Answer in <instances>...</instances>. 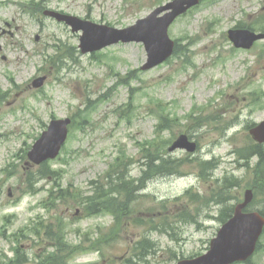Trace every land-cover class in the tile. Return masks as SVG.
Here are the masks:
<instances>
[{"label": "rangeland", "instance_id": "obj_1", "mask_svg": "<svg viewBox=\"0 0 264 264\" xmlns=\"http://www.w3.org/2000/svg\"><path fill=\"white\" fill-rule=\"evenodd\" d=\"M170 1L0 0V26L9 21L13 33L0 37V264H10L19 256L16 245L24 254L45 256L39 264H177L179 258L207 252L221 226L216 218L220 206L210 203L211 209H201L199 225L178 218L179 227L168 232L149 228L150 219L168 216L176 221L188 203L177 197L192 187L206 195L215 179L226 174L242 179L241 186L230 193L243 199L253 169L238 163L240 155L235 150L249 144V125L264 119V39L250 49H235L227 31L240 21L262 18L264 22V0H204L169 29L170 36L187 49L186 55L175 54L150 70L141 68L147 60L143 43H119L83 54L79 48L82 30L72 31L70 25L42 11L32 16L24 7L38 3L123 28ZM56 46L61 54L55 55H62V64L50 70L45 53L50 55ZM68 47L72 54L65 53ZM40 75L48 78L36 89L31 83ZM157 100L168 103L166 111L180 120L194 105L203 108V116L215 115L200 120L196 125H206L190 131L199 143L196 152L174 153L191 160L217 158L220 164L211 178L204 182L198 167L185 166V175L151 180L146 196L132 204L135 211L126 226L114 223L112 213L93 215L80 204L54 208L50 190L56 182L87 190L91 180L103 182L109 162L119 152L142 157L139 143L154 136L158 108L163 107ZM65 117H73L76 126L61 156L52 163L61 177L41 180L36 191H28L22 184L24 170L36 171L39 166L26 164L27 153L51 119ZM186 123L175 124L166 135L175 132V138L186 132ZM140 166L134 168V175ZM254 207L264 209V195L256 197ZM42 220L66 225L64 236L58 235L54 242L64 249L63 254L53 257L54 245L45 250L41 242L34 252L25 238L16 240L15 232L23 233L34 223L41 227ZM144 236L158 244L157 250L135 254L133 247ZM71 244L77 246L72 255L65 253ZM261 248L251 264H264V237Z\"/></svg>", "mask_w": 264, "mask_h": 264}, {"label": "trees", "instance_id": "obj_2", "mask_svg": "<svg viewBox=\"0 0 264 264\" xmlns=\"http://www.w3.org/2000/svg\"><path fill=\"white\" fill-rule=\"evenodd\" d=\"M52 60L56 63L54 58ZM57 61H60L59 57ZM161 141L162 140L159 139L142 143L141 152L144 156L143 164L145 166L142 167V172L138 177L129 175V169L134 164V160L132 157L124 155L118 157L112 164L111 169L107 172L105 183H102L99 180L92 181V187L91 190H89L91 191L90 195L86 196L76 187L71 188L70 185L65 188L57 185V188L54 189L55 192H51V194H53L52 205L56 207L59 203L65 205L75 202L76 204L87 206L89 212L93 215L101 212L112 213L117 224L126 226L129 220H131L130 218L133 217L135 211V207H133L132 204L137 203L136 200L141 196V194H137L138 189L144 188L146 181L154 176L175 173L186 164V161L183 158L172 162H170V159H164L159 152L162 149L160 148ZM239 154L243 159H246V161H249L248 158L250 157H258V162H256L253 167V179L249 181V186L254 188L256 197L264 195V146L252 141L250 145L242 147L239 150ZM214 163V161L203 162V164L200 162L199 165L203 168L201 170L202 174L205 171L206 166L212 167L214 166ZM44 168L45 171H41V177H49L54 174L56 175L55 178L60 177L56 171H52L48 166H44ZM216 182L217 187H215L214 191H212L208 197L200 196L191 191L187 192V195L190 200L196 202V204L209 205L211 202H214L215 204L220 205L219 219L224 222L234 211V204L230 201L237 200L234 199L237 198V196L232 195L230 191L234 187L240 186L241 181L237 178L225 177L223 180L217 179ZM200 197L203 198L200 199ZM205 209L206 207H204V210ZM199 213L200 207L198 206L193 213L192 211H187L184 212L183 215L185 220L198 223L197 219L200 216ZM262 213L264 214V211ZM152 219L153 220L149 223L150 228L160 230H166V228H171L170 230L176 229L174 228L176 222L170 221L169 217L166 218L165 221H161V225L157 224L158 222L154 218ZM133 221L139 222L140 219L134 218ZM39 224L41 227L35 228L36 233L45 236L48 240H53L55 242L56 238L59 237L58 235L64 236L63 232L65 230V225L55 224L54 227L52 224H45L44 221H41ZM54 246L56 249L53 257L55 255L63 254L64 249L61 246ZM156 246V243L148 236L143 237L137 245H134L135 254H137L138 250L141 251L143 249L146 250V252H150V250L155 251ZM76 248V245L71 244V250H66L65 253L72 255ZM17 253H19V256H16L14 261H10V264H33V262L39 264L41 260L45 259V256H42L41 254L35 255V259H32L31 255L26 251L25 254L22 253V251ZM48 258H50V255Z\"/></svg>", "mask_w": 264, "mask_h": 264}, {"label": "water", "instance_id": "obj_3", "mask_svg": "<svg viewBox=\"0 0 264 264\" xmlns=\"http://www.w3.org/2000/svg\"><path fill=\"white\" fill-rule=\"evenodd\" d=\"M181 1H187L188 5L196 3V0ZM162 9H158L148 18L139 20L137 25L126 30L97 27L94 24L88 23L85 27L86 34L83 40H85L89 31L103 29L108 31L110 39L100 43L97 48L108 43L117 42L120 39L124 41H144L150 57L146 67H151L172 54L174 42L170 40L167 30L171 21L181 11V8L176 9L162 18H157L156 14ZM74 21L77 20L74 19ZM231 36L233 39L235 38V41L247 42L248 44L258 37L252 33L240 30L232 32ZM237 44L240 45L239 43ZM82 47L84 51L96 49L95 47L88 48L85 46V42L82 43ZM44 79L40 78L35 81V86L42 85ZM69 122L70 119L53 120L48 130L42 134L29 153L30 158L39 163L46 158L57 156L67 138ZM251 132L255 139L263 142L264 122L252 129ZM173 146H187L191 150L194 149V144H189L185 136L180 137ZM252 196L251 190L246 191L245 201L237 205L234 215L219 230L217 237L211 242L210 250L206 254L195 259L182 260L178 264H230L236 260L247 259L254 252L264 227V218L258 212H243L244 207L252 199Z\"/></svg>", "mask_w": 264, "mask_h": 264}]
</instances>
